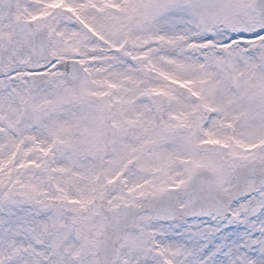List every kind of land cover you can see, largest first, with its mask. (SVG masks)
Wrapping results in <instances>:
<instances>
[{
	"label": "rangeland",
	"instance_id": "rangeland-1",
	"mask_svg": "<svg viewBox=\"0 0 264 264\" xmlns=\"http://www.w3.org/2000/svg\"><path fill=\"white\" fill-rule=\"evenodd\" d=\"M256 1L0 0V264H105L117 236L110 264H264L258 176L227 216L117 230L173 188L185 209L200 169L225 192L264 170Z\"/></svg>",
	"mask_w": 264,
	"mask_h": 264
},
{
	"label": "water",
	"instance_id": "water-1",
	"mask_svg": "<svg viewBox=\"0 0 264 264\" xmlns=\"http://www.w3.org/2000/svg\"><path fill=\"white\" fill-rule=\"evenodd\" d=\"M256 7L259 16L264 25V0H257ZM50 39L45 29L39 30L36 37L37 59H41L49 48ZM68 69L72 79L78 81L82 78L84 69L77 60H70L62 65ZM259 175L260 183L264 187V170L256 171L243 166L236 169V186L231 192H224L214 181L215 173L208 169L199 170L193 177L188 187L189 197L192 202L184 210L179 206L181 193L176 190L171 194H165L160 199L152 198L148 208L143 206L124 207L121 214L126 217L118 220L117 230L120 234L122 231L133 227L137 216L146 210L155 212L156 219L162 221L175 220L180 217H206L213 214L225 216L230 211L234 202L249 194L248 181L250 176ZM120 236L115 239L106 237L101 242V250L103 251L105 264H110L112 258L116 254L117 241Z\"/></svg>",
	"mask_w": 264,
	"mask_h": 264
},
{
	"label": "bare ground",
	"instance_id": "bare-ground-1",
	"mask_svg": "<svg viewBox=\"0 0 264 264\" xmlns=\"http://www.w3.org/2000/svg\"><path fill=\"white\" fill-rule=\"evenodd\" d=\"M136 247H141V245H137Z\"/></svg>",
	"mask_w": 264,
	"mask_h": 264
}]
</instances>
